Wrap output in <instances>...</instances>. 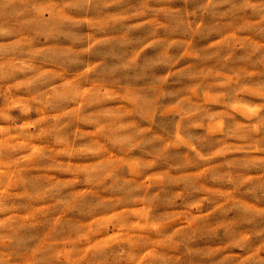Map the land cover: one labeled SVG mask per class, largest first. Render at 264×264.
I'll use <instances>...</instances> for the list:
<instances>
[{
    "label": "clouds",
    "instance_id": "clouds-1",
    "mask_svg": "<svg viewBox=\"0 0 264 264\" xmlns=\"http://www.w3.org/2000/svg\"><path fill=\"white\" fill-rule=\"evenodd\" d=\"M0 264H264V0H0Z\"/></svg>",
    "mask_w": 264,
    "mask_h": 264
}]
</instances>
